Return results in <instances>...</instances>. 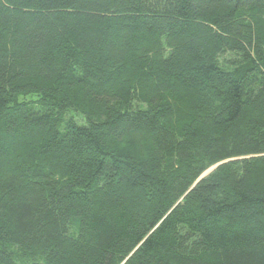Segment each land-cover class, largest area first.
<instances>
[{"label":"trees","instance_id":"1","mask_svg":"<svg viewBox=\"0 0 264 264\" xmlns=\"http://www.w3.org/2000/svg\"><path fill=\"white\" fill-rule=\"evenodd\" d=\"M0 264H264V0H0Z\"/></svg>","mask_w":264,"mask_h":264},{"label":"water","instance_id":"2","mask_svg":"<svg viewBox=\"0 0 264 264\" xmlns=\"http://www.w3.org/2000/svg\"><path fill=\"white\" fill-rule=\"evenodd\" d=\"M218 166V164L217 165H215V166H213L212 168H210L207 172H205L202 176H201V178L203 177V176H205L206 174H208L211 170H213L215 167H217Z\"/></svg>","mask_w":264,"mask_h":264},{"label":"rangeland","instance_id":"3","mask_svg":"<svg viewBox=\"0 0 264 264\" xmlns=\"http://www.w3.org/2000/svg\"><path fill=\"white\" fill-rule=\"evenodd\" d=\"M231 54H227V55H225L226 57H229ZM71 114V113H70ZM212 168V167H211Z\"/></svg>","mask_w":264,"mask_h":264}]
</instances>
